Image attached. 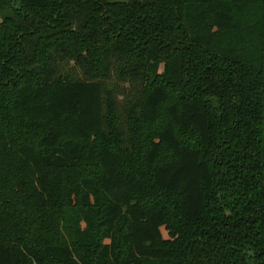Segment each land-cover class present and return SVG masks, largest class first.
I'll list each match as a JSON object with an SVG mask.
<instances>
[{
    "label": "trees",
    "instance_id": "1",
    "mask_svg": "<svg viewBox=\"0 0 264 264\" xmlns=\"http://www.w3.org/2000/svg\"><path fill=\"white\" fill-rule=\"evenodd\" d=\"M0 264H264V0H0Z\"/></svg>",
    "mask_w": 264,
    "mask_h": 264
},
{
    "label": "rangeland",
    "instance_id": "2",
    "mask_svg": "<svg viewBox=\"0 0 264 264\" xmlns=\"http://www.w3.org/2000/svg\"><path fill=\"white\" fill-rule=\"evenodd\" d=\"M113 1H125V0H113ZM107 83L111 88L117 89L116 97L120 107V112L123 117L124 129H127L125 107L128 105V103L134 100L135 96L137 95V90H134V86L131 85L129 82L121 81L114 74L110 75V77L107 79Z\"/></svg>",
    "mask_w": 264,
    "mask_h": 264
}]
</instances>
